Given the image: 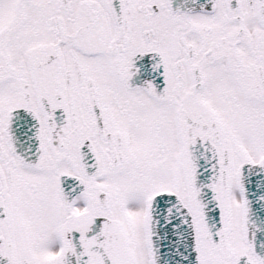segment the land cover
<instances>
[{"label": "snow or ice", "instance_id": "1", "mask_svg": "<svg viewBox=\"0 0 264 264\" xmlns=\"http://www.w3.org/2000/svg\"><path fill=\"white\" fill-rule=\"evenodd\" d=\"M0 264H264V0H0Z\"/></svg>", "mask_w": 264, "mask_h": 264}]
</instances>
